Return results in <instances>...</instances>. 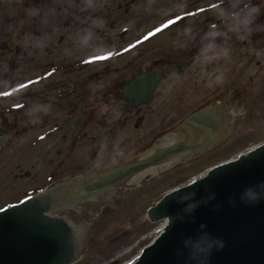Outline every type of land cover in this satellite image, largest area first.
I'll list each match as a JSON object with an SVG mask.
<instances>
[{
  "label": "flooded vegetation",
  "instance_id": "flooded-vegetation-1",
  "mask_svg": "<svg viewBox=\"0 0 264 264\" xmlns=\"http://www.w3.org/2000/svg\"><path fill=\"white\" fill-rule=\"evenodd\" d=\"M5 1L13 2L19 19L30 6L44 7L46 1L53 0ZM115 1L122 6L121 0ZM178 1L190 4L196 0ZM252 3L260 7V14L251 30L245 33L243 26L237 24L239 33L226 31L220 41L222 48L214 49L215 56H207L201 47L189 49V45L177 49H135L139 42L132 49H121L127 44L108 49L111 56L102 62L82 64L90 55H76L73 48L81 42L77 37L59 35L58 45H54L52 39L57 36L50 34L45 37L51 38L44 49H25L22 38L7 34L0 39V63L5 66L0 69V81H6L12 92L6 102L7 113L0 111L7 127L5 132L0 128V133H24L25 129L18 125L21 120L25 122L23 114L38 107L37 112L43 117L41 145L54 135L56 138L55 146L45 149H53L54 158L49 159V164L55 163L46 175L50 181L58 177L51 182L59 185L57 195L66 199L78 194L87 197L98 189H91L92 186L108 180L106 175L118 170L126 173L118 182H127L146 165L158 167L166 161L175 176L206 163L208 157L221 158L238 146V122L248 121L250 110H260L264 105V58L256 57L258 50L264 57V0ZM211 4L227 6L223 12L230 19L243 6L237 0H214L201 6ZM60 8L57 3L58 12ZM66 16L73 19L74 10H68ZM82 16L71 24L64 21V26L84 27ZM5 21H10L8 14L0 12V25ZM49 22L52 27L61 26L53 19ZM221 50L226 51V58L220 55ZM205 57L209 59L205 61ZM22 64L23 73L18 74L16 70ZM78 71L81 77L77 76ZM148 72L158 77L154 88L151 83L146 89L149 95L124 93L125 85ZM258 80L262 81L257 89L254 84ZM95 84L102 87L95 89ZM21 85L26 86L14 90ZM36 85L42 91L40 96L31 93V86ZM19 92L22 100L16 97ZM241 108L243 113L239 114ZM68 181L78 183L60 184Z\"/></svg>",
  "mask_w": 264,
  "mask_h": 264
},
{
  "label": "rangeland",
  "instance_id": "rangeland-1",
  "mask_svg": "<svg viewBox=\"0 0 264 264\" xmlns=\"http://www.w3.org/2000/svg\"><path fill=\"white\" fill-rule=\"evenodd\" d=\"M121 2L122 6H119L115 0L46 1L47 4L44 7L30 6L24 16L18 19L17 9L13 2L3 0L0 3V12L7 13L10 21H5L0 25V39L9 34L17 39L22 38L20 42L25 49H44L43 45L51 38L45 39L47 35L57 36L52 39L54 45H58L59 35L77 37L81 41L79 46H76L77 48H73L77 51V56L98 55L105 53L108 49H118L124 44L128 45L136 41L172 13L177 14L214 2V0H196L190 4L178 0L167 2L165 0H121ZM57 3L61 7L59 12L56 10ZM22 8L23 6L20 5L19 9ZM44 8L46 9L42 10ZM218 9L223 11L228 7L217 6L203 14L184 18L173 27L147 39L135 49H166L169 46L177 49L179 46L189 45V49L201 47V49H206L207 56H215L214 49L222 48L220 43L222 35L226 31H230L233 26L230 17L218 15ZM68 10H74L75 17L73 19L66 16ZM113 15L114 17H112ZM80 16L84 19V27L71 29L69 25L64 26V21L71 24ZM52 19L61 26L52 27L49 22ZM110 20H112L111 23ZM12 26H14V32H11ZM44 26H47L46 30H44ZM210 31H215L218 34L208 36L207 33ZM91 37L94 38L88 39ZM114 41L117 43L110 47ZM256 57L264 58L261 50L256 51ZM23 67V64L19 65L16 72L22 74ZM1 68H5V66L0 63ZM101 68L96 67L95 69ZM78 72L80 74L77 76L81 77V72ZM247 73H250V70ZM261 79L264 81L262 76ZM261 81L255 82L254 87L258 89ZM101 87L102 85L95 84V89ZM0 90L2 93L8 91L6 81H0ZM41 92L39 85L31 86L32 94L40 96ZM20 93L15 94L18 99L22 100L23 97ZM54 93L55 91L48 94ZM9 95H0V105L4 106V108H0V111L4 110V114L7 113L5 107ZM38 109V107H34L29 114H23L25 122L23 123L21 120L18 125L20 129L24 128L25 132L9 133L13 134L12 141L2 146L0 152V206L17 201L27 191H30L29 189L54 183L51 181L58 178L53 177L51 181L47 180L46 170L52 168L55 163L49 164V159L54 158L53 149L49 151L45 149L54 147L56 138L55 135L52 136L46 145L39 143L43 117L37 112ZM249 115L248 121L240 120L238 122V135L240 134L241 138L238 140L237 148L226 151L221 158L211 160L208 157L206 163L191 168L187 173L172 176L171 170H169L160 177L146 176L138 185L122 183L124 188H119L114 200L71 214V218H76V224L86 225L90 235V237H85L84 257L80 264H103L114 261H116L114 264H128L131 262L139 250L149 243L159 231H154L158 223L149 221L146 211L166 191L185 184L212 164L233 158L264 141V105L260 110L251 109ZM254 116L256 117L253 120ZM259 125L258 129L252 130ZM0 128L4 130L3 132L7 128L6 122L1 118ZM37 136L38 138H36ZM79 151L81 153L85 149ZM28 171L29 173L26 175L25 173ZM121 234L120 238L114 240ZM122 247L127 250L118 253Z\"/></svg>",
  "mask_w": 264,
  "mask_h": 264
},
{
  "label": "water",
  "instance_id": "water-1",
  "mask_svg": "<svg viewBox=\"0 0 264 264\" xmlns=\"http://www.w3.org/2000/svg\"><path fill=\"white\" fill-rule=\"evenodd\" d=\"M154 82V76L144 74L127 84L124 93H145ZM5 138L0 136V143ZM123 174L108 176L99 186ZM122 183L109 193L56 211L76 225L82 258L90 235L71 214L114 200ZM54 201L47 191L0 209V264H68L74 259L72 227L64 217L47 214ZM148 216L167 221L130 264H264V143L166 192L148 209Z\"/></svg>",
  "mask_w": 264,
  "mask_h": 264
},
{
  "label": "clouds",
  "instance_id": "clouds-1",
  "mask_svg": "<svg viewBox=\"0 0 264 264\" xmlns=\"http://www.w3.org/2000/svg\"><path fill=\"white\" fill-rule=\"evenodd\" d=\"M237 3H242L243 6L238 12L231 14V19L233 21L232 31L239 33L241 29L236 27V25L239 24L243 26L242 30L247 33L251 30L250 26L257 20V17L260 14V7L256 4H253L252 0H237ZM218 15L224 16L225 13L222 10L218 9ZM217 34L218 33L215 31H210L209 33H207L208 36H215ZM209 47H212V45H209ZM220 55L226 58V51L221 50ZM204 59L206 61L209 58L205 57ZM217 82H219V80ZM242 113L243 109L241 108L239 114ZM235 114L236 113H233V115ZM189 207L191 208L194 206L189 205ZM201 227H203V225H201Z\"/></svg>",
  "mask_w": 264,
  "mask_h": 264
},
{
  "label": "bare ground",
  "instance_id": "bare-ground-1",
  "mask_svg": "<svg viewBox=\"0 0 264 264\" xmlns=\"http://www.w3.org/2000/svg\"><path fill=\"white\" fill-rule=\"evenodd\" d=\"M166 165H167V162L164 163V164H162L160 167H161L162 169H164V168L166 167ZM155 172H156V168H155L154 170L148 172V173L155 174ZM145 175H146V174H145ZM145 175L141 176V177L138 178V179L132 177V178H131V181L134 182V183H132V184H137V185H138V184L141 182V180L144 178ZM129 184H131V183H129ZM164 223H165V220L160 221V222L157 224V226L154 228V231H156V230H160V229L163 227ZM126 250H127V249H126L125 247H122V248L118 251V253H121V252L126 251Z\"/></svg>",
  "mask_w": 264,
  "mask_h": 264
},
{
  "label": "snow or ice",
  "instance_id": "snow-or-ice-1",
  "mask_svg": "<svg viewBox=\"0 0 264 264\" xmlns=\"http://www.w3.org/2000/svg\"><path fill=\"white\" fill-rule=\"evenodd\" d=\"M169 23H172V21H169ZM151 35V34H150ZM103 57H101L102 59ZM26 85H21V87H25ZM42 139V138H41Z\"/></svg>",
  "mask_w": 264,
  "mask_h": 264
}]
</instances>
